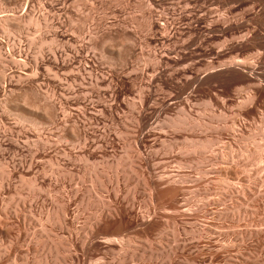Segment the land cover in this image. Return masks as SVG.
I'll list each match as a JSON object with an SVG mask.
<instances>
[{
    "label": "rangeland",
    "instance_id": "obj_1",
    "mask_svg": "<svg viewBox=\"0 0 264 264\" xmlns=\"http://www.w3.org/2000/svg\"><path fill=\"white\" fill-rule=\"evenodd\" d=\"M0 264H264V1L0 0Z\"/></svg>",
    "mask_w": 264,
    "mask_h": 264
},
{
    "label": "bare ground",
    "instance_id": "obj_2",
    "mask_svg": "<svg viewBox=\"0 0 264 264\" xmlns=\"http://www.w3.org/2000/svg\"><path fill=\"white\" fill-rule=\"evenodd\" d=\"M264 1V0H263Z\"/></svg>",
    "mask_w": 264,
    "mask_h": 264
}]
</instances>
